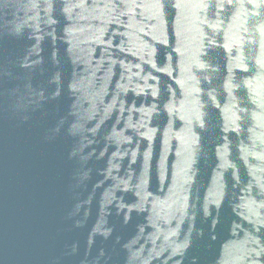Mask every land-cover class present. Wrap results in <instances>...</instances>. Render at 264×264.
Returning <instances> with one entry per match:
<instances>
[{
    "label": "water",
    "instance_id": "95a60500",
    "mask_svg": "<svg viewBox=\"0 0 264 264\" xmlns=\"http://www.w3.org/2000/svg\"><path fill=\"white\" fill-rule=\"evenodd\" d=\"M0 264H264V0H0Z\"/></svg>",
    "mask_w": 264,
    "mask_h": 264
}]
</instances>
